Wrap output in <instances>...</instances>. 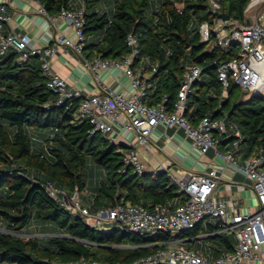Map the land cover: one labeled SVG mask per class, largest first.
<instances>
[{"label":"trees","instance_id":"1","mask_svg":"<svg viewBox=\"0 0 264 264\" xmlns=\"http://www.w3.org/2000/svg\"><path fill=\"white\" fill-rule=\"evenodd\" d=\"M37 1L49 16L57 15L61 8L70 9V0ZM249 3L221 0L220 7L211 10L208 0H113L112 14L107 15L99 14L91 1L84 0L83 54L86 58L123 59L133 49L127 43L131 35L137 51L132 67L141 66L143 58L147 60L141 66L143 74L149 72L143 100L157 105L164 97L168 112L177 102L186 66H198L201 75L190 86L185 117L194 125L205 116L235 124L242 136L237 151L246 159L261 150L264 169V96L249 94L232 80L223 95L216 68L242 55L235 44L221 49L213 34L204 41L198 31L200 23L212 25L221 11L243 24ZM35 57L20 60L14 51L0 54V228L6 231H0V264H81L90 260L128 264L165 248L172 237L168 232L93 229L48 195L43 186L46 181L67 199L75 188L78 192L92 188L91 211L116 202L142 204L152 210L173 201L179 192L166 172L137 173L125 165L127 146L91 133V125L77 119L80 99L57 103ZM203 74L207 80H201ZM218 140L217 147L222 150L233 137L222 135ZM96 170L101 176L93 182ZM32 219L53 223L61 231L44 241L16 235L23 233ZM215 230L216 223L202 226L198 222L174 238L194 241ZM212 239L216 256L233 248L230 235L214 234Z\"/></svg>","mask_w":264,"mask_h":264},{"label":"built area","instance_id":"2","mask_svg":"<svg viewBox=\"0 0 264 264\" xmlns=\"http://www.w3.org/2000/svg\"><path fill=\"white\" fill-rule=\"evenodd\" d=\"M210 3L212 4L213 0ZM263 3L264 0H250L247 8L256 9L257 14L244 26H240L236 21L229 24L221 18H216L213 27L207 21L199 24L198 31L202 40L207 41L213 34L216 46L227 50L230 45L235 44L242 55L241 58L229 60L216 68L223 95L229 86V81L232 80L249 94L264 96V8H261ZM38 11L46 15L42 6H39ZM56 18L65 21L72 28L75 36V41L58 36L57 45L70 46L94 73L108 68L123 70L130 80L131 91H115L103 87L83 97L79 89L67 87L64 79L53 70L49 61L56 52L55 46L41 49L31 43L28 35L3 32L4 25L9 20L6 0H0V54L14 51L20 60L38 57L41 73L46 78V86L57 95V103H61L64 99H80L75 115L77 119L86 120L91 125V133L98 132L110 142H114L115 134L121 132L132 134L134 142L128 144L124 152L125 165L130 166L137 173L146 171V165L137 151V146L147 148L149 137L158 125L183 130L192 146L202 153L213 149L217 156L236 165L233 158L242 136L235 124L227 123L223 118L205 116L194 125L185 117L190 86L201 75L198 66L193 64L186 66L184 79L178 90L177 102L173 111L168 112L162 103L164 97L157 105H149L143 100L149 84L141 68L132 67L137 51L136 41L131 35L127 37V43L133 49L123 59L94 57L86 60L83 58L85 43L82 31L83 6L77 9L61 8ZM154 71L155 66L151 65V72ZM215 134L224 135L225 138L233 137L231 148L220 151L217 147L219 140ZM262 162L263 156L259 150L244 159L241 165H236L237 170L250 181L260 206L259 210L253 213L239 212L235 209V201L226 202L215 198L214 190L218 181L214 168L202 173H185L181 178L175 179L179 191L185 194L186 199L174 209L157 206L153 210H148L141 204L116 202L111 207L99 208L91 212L88 207L79 203L76 188L67 199L64 192L56 189L51 182L46 181L43 186L50 197L59 201L66 209L77 213L93 229H103L107 225L116 224L115 227L133 232L163 231L172 235L168 241L172 243L171 245L128 264H255L261 258V246L264 244ZM206 217L214 219L217 234H232L236 241L231 251L223 252L212 260L197 251L176 244L174 238L179 231L192 228ZM16 235L25 240L30 238L25 234L16 233ZM81 264L102 263L90 260Z\"/></svg>","mask_w":264,"mask_h":264},{"label":"crops","instance_id":"3","mask_svg":"<svg viewBox=\"0 0 264 264\" xmlns=\"http://www.w3.org/2000/svg\"><path fill=\"white\" fill-rule=\"evenodd\" d=\"M83 1L84 0H70V9L80 8L83 6ZM87 1H91L92 9L99 14H112L113 0ZM210 1L211 0H208V4L211 10H215L221 5V0H213L212 4ZM39 6L41 5L37 0H6V13L9 16V20L4 25L3 32L5 34L13 33L16 35H28L31 43L41 49L47 46H55L57 48L56 52L51 58H49L51 67L64 79L67 87L79 89L83 97L91 95L103 87L115 91H131L130 80L126 77L123 70L118 68H108L101 69L94 73L83 63V59L76 55L70 46L57 45L56 38L58 36H64L71 41H75L73 30L65 21L57 19L56 15L49 16L40 13L38 11ZM251 11L254 12L256 9L251 8L249 11L247 9L245 10V20L243 24L239 23L240 26L247 25L250 20L254 19L255 14L248 13ZM216 18L221 17L217 16ZM216 18L213 20V24L210 25L211 27L214 26ZM246 20H248V22H246ZM234 21L235 20L232 19L228 20L229 24ZM83 58L91 60L94 57L90 56V58H86L85 54H83ZM35 59L40 62L39 58L35 57ZM146 62V59H141V66ZM141 66L139 65L137 68H142ZM148 75L149 72H144L145 77ZM246 96L248 97V95ZM228 134H230V132H228ZM215 135L217 137L222 136L218 134ZM133 142L134 137L132 134L121 132L120 134H115L113 143L127 146L128 144H133ZM229 148H231V144L223 146L220 151L223 152ZM137 151L146 165L147 172L155 175L160 171H164L174 182L175 179L181 178L185 173H202L214 168L216 170L218 181L214 190V196L217 200L226 202L235 201V209L241 213H253L260 208L252 191L250 181L236 168V165H241L244 161L242 151H237L234 154L233 159L235 160V165L217 156L213 149H208L202 153L199 149L192 146L190 139L185 135L183 130L164 127L163 125H158L153 130L149 137L147 148L137 146ZM99 176L101 175L98 170H96L93 182L96 181V178ZM91 189L92 188L90 187L83 189L89 191V195L86 197L82 196L83 190L80 191L81 193L77 191L79 201L83 198L82 205L88 207L90 211L89 198ZM178 192L179 196L173 201L168 202L165 205H156L155 207L165 206L171 209L178 207L186 199L185 194L180 192L179 188ZM182 198L184 199L183 201ZM209 222L214 223V219ZM200 223L202 226H205L207 222L205 223L202 221ZM48 228H53V226L40 225L37 227V230L40 235L44 236L47 235L45 232ZM21 234L35 237L28 228H26ZM214 234H217L216 230L212 234L202 233L194 241H192L191 238H185L183 240L176 239V244L197 251L212 260L217 258L221 253L228 252L222 251L219 252L217 256L215 255V251L211 248L216 246V242L212 239ZM228 235L232 236L234 246L236 242L234 236L232 234ZM204 240L207 241L204 242ZM165 244L167 247L172 243L167 242ZM255 264H264V244L261 246V258L256 261Z\"/></svg>","mask_w":264,"mask_h":264},{"label":"rangeland","instance_id":"4","mask_svg":"<svg viewBox=\"0 0 264 264\" xmlns=\"http://www.w3.org/2000/svg\"><path fill=\"white\" fill-rule=\"evenodd\" d=\"M105 1V0H104ZM261 8H264V3H263V6ZM249 14H257V11H254V12H248ZM202 80H207L208 79V76L206 74H203L202 75ZM249 96V95H248ZM92 176V175H91ZM81 193V192H80ZM87 195H89V191L87 190H83V193H82V196L86 197ZM79 203H83V198H81V200L79 201ZM209 221H212V218L210 217H206L204 219V222H209ZM40 225H52L53 228H48V230L45 232L47 235H40V233L38 232L37 230V227L40 226ZM117 226L116 224H110V225H107L105 226L103 229H106V228H112V227H115ZM29 230H31V232L34 234L35 237H37L38 239L40 240H44L46 239L47 237H50V236H54V235H57L59 234L60 230L58 228H56L53 223H50V222H42V221H37L35 219H32L27 227ZM0 230H5L3 228H0ZM9 232V231H7ZM10 233V232H9ZM207 240H204V242H206Z\"/></svg>","mask_w":264,"mask_h":264},{"label":"water","instance_id":"5","mask_svg":"<svg viewBox=\"0 0 264 264\" xmlns=\"http://www.w3.org/2000/svg\"><path fill=\"white\" fill-rule=\"evenodd\" d=\"M248 7V6H247ZM247 9V8H246ZM245 9V10H246ZM217 16L218 17H221L223 20H225V21H228L229 19H230V16L227 14V13H225V12H223V11H221V12H218L217 13ZM246 22H248V20H246Z\"/></svg>","mask_w":264,"mask_h":264},{"label":"bare ground","instance_id":"6","mask_svg":"<svg viewBox=\"0 0 264 264\" xmlns=\"http://www.w3.org/2000/svg\"><path fill=\"white\" fill-rule=\"evenodd\" d=\"M251 9V7L247 8V10L249 11Z\"/></svg>","mask_w":264,"mask_h":264}]
</instances>
